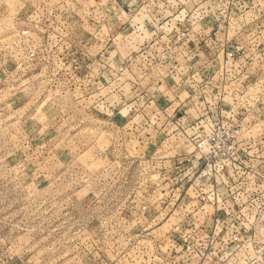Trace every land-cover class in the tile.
I'll return each instance as SVG.
<instances>
[{"label": "rangeland", "instance_id": "rangeland-1", "mask_svg": "<svg viewBox=\"0 0 264 264\" xmlns=\"http://www.w3.org/2000/svg\"><path fill=\"white\" fill-rule=\"evenodd\" d=\"M124 1L114 8L98 0H0V264H264V137L256 136L264 132V40L239 77L251 94L241 111L244 127L256 117L258 126L236 140L259 165L257 199L235 200L241 177L231 172L228 213H154V201L150 213H138L137 198L157 193L152 183L162 164L139 166L128 152L132 137L97 131L90 120L95 99L112 91L95 94L92 69L122 66V58L129 64L135 53L128 38L154 23L156 0H139L146 7ZM242 1L247 9L215 16L243 19L244 33L264 38V0ZM183 8L174 15L186 17ZM194 8L189 15L207 16ZM193 32L205 35L200 25ZM113 93L123 97L119 87ZM75 112L83 113V124L66 135L60 118ZM246 204L258 213H239Z\"/></svg>", "mask_w": 264, "mask_h": 264}, {"label": "built area", "instance_id": "built-area-1", "mask_svg": "<svg viewBox=\"0 0 264 264\" xmlns=\"http://www.w3.org/2000/svg\"><path fill=\"white\" fill-rule=\"evenodd\" d=\"M206 1H208L207 3L211 2V5L206 4V7H200L201 3L195 4L196 10L208 11L206 17L196 19L192 14L189 15L186 12L183 15L186 17L180 18V12L177 14L178 17L175 18L176 21L171 27V33L175 36L171 38L170 43L174 45L176 41L186 42L191 37L190 41L194 47L199 50L202 48V51L205 50L204 54L211 55L209 60L212 64L215 61H218L219 64L215 72L211 73L212 75H208L212 71L210 68L200 67L193 70L188 77L190 85L196 86L192 96L198 103L200 112L195 122L189 125L190 132L182 131L177 138H173V141L178 143L177 145L166 144L172 140L170 133L162 138V144L172 146L175 153L172 156H166L163 162H160L161 158L155 161L137 158L139 166L162 164L161 169L154 174L157 177L156 181L152 183L157 193L154 195L144 193L137 198L140 203L138 213H147L151 209H148L147 205L150 201H154V213H228L224 203L231 196L227 189L231 172L241 177L237 184L235 200H240L242 204L254 203L259 194L254 190L255 183L260 180L259 165L256 164V160L248 156L247 150L250 148L238 146L236 140L243 137L244 134L250 133L254 126H258L259 119L256 117L253 121L256 123L253 126L250 122L247 127H244L243 122L247 117H243L241 111L246 104H250L251 94L249 93L246 97L249 89L247 87L244 90V82L240 79L243 77L242 74L253 65L254 60L259 58V39L264 40V38L253 31V26L256 23L250 25L251 32L254 33L246 34L244 33L245 25H239L243 19L233 20L215 16L216 11L228 10V7L240 11L247 9V4L242 0L240 3L231 4L220 0L217 6L214 5L217 0ZM148 3L147 1L146 4ZM146 4L140 6L138 0V5L134 3L133 6L146 7ZM152 6L155 11L152 14V21L155 25H159L160 20L164 21L168 17V12L164 9H168V3L161 1L157 5L156 2H153ZM176 6L178 9L183 5ZM255 6L249 7V9ZM182 11H186L185 7ZM199 25L205 35L199 36L197 32H193ZM109 41L107 39L105 45ZM170 43L164 46L158 59L144 58L143 63L146 62L153 67L164 65V61L174 48ZM191 53L193 54L194 51ZM104 55H106L104 52L96 54L101 58H105ZM207 55L205 57H208ZM30 57H33V53H30ZM122 70L123 68H120L119 72ZM90 77L89 81L97 87L98 80L92 78L91 74ZM213 78L215 79L213 80ZM206 88L212 90L207 91ZM190 91H192L191 88ZM204 112H206L205 115ZM256 136L264 137V132L262 131ZM150 138L149 135H146L145 138L138 139L137 142L142 143L141 145L145 148L150 147L156 144V140ZM262 164L264 163L262 162ZM262 168L263 166L259 167V169ZM254 174H257V178ZM150 212L151 210L148 213ZM239 213L258 212L255 206L246 204ZM187 249L189 250V247Z\"/></svg>", "mask_w": 264, "mask_h": 264}, {"label": "crops", "instance_id": "crops-1", "mask_svg": "<svg viewBox=\"0 0 264 264\" xmlns=\"http://www.w3.org/2000/svg\"><path fill=\"white\" fill-rule=\"evenodd\" d=\"M161 1L168 3V9H171L170 15L164 20L165 22L160 20L159 25L153 23L152 25H155L156 29H153L151 24L145 23V28L142 31H136L134 35L128 38V43L131 44L133 49L131 54L135 53L129 64L126 65L127 60L122 58L124 63L122 66L115 67L109 64L108 67H100L97 64L92 69V78L98 80L95 94L98 95L101 91L110 88H112V91H108L106 96L95 99V102L91 105L90 120L97 131L102 128L103 132L114 133L115 129H121L123 132L121 131L120 134L125 138L127 136L132 137L128 140V144L130 143L128 152L135 154L139 160L149 159L152 161L161 158L162 161L160 162H163L166 155H173L175 150L172 146L162 144V138L169 133L170 138L173 139L177 138L182 131L190 132L189 125L195 122L200 112L198 103L192 96L196 86L190 85L189 75L193 70L200 67L210 68L212 71L208 75H212L211 73L215 72L219 62L215 61L212 64L209 60L211 55L204 54L205 50L202 51V48L199 50L194 47L190 41L191 37L186 42L176 41L174 43L176 46L170 43L171 38L175 36L171 33V27L176 21L175 18L178 17L177 14L174 15L177 11L176 5H184L185 9L189 8L187 10L190 13V9L195 7V4L201 3L200 7L206 6L208 1L156 0V4L158 5ZM99 3L100 5L106 3V6L112 5L114 8H121L125 5L124 0H98ZM169 43L174 48L164 61V65L153 67L146 62L143 63L144 58L158 59L164 46ZM129 44H127L128 47ZM192 51H194L193 54ZM124 55L126 56V53ZM206 55L208 57H205ZM116 56L119 58L118 51ZM134 62H138L139 65L136 66ZM120 68H123L122 72H119ZM119 76H122V80ZM115 86L119 87L120 94L123 97L116 98L114 96ZM190 88L192 91H190ZM127 89L129 92H126ZM98 90L100 91L98 92ZM206 90L210 91L212 89L206 88ZM129 95L133 97L127 99ZM181 95H185V97ZM80 102H82L81 105H85L89 102V99H82ZM77 104L79 102L75 103L76 106ZM98 107H104V109L99 111ZM76 112L67 115L64 119L60 118L59 126H62L60 131L63 129L66 135H68L69 129L76 130L83 124H79V122H82L80 118L83 113ZM96 124H101V126L99 127ZM146 135H149L150 139L154 136L156 140L154 146L145 148L141 145L142 143L137 142L138 139H143ZM74 147L71 146L70 148ZM77 148H80V146L78 145L74 149ZM156 154H161V156H154Z\"/></svg>", "mask_w": 264, "mask_h": 264}]
</instances>
